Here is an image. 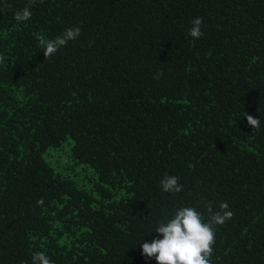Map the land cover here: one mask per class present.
Masks as SVG:
<instances>
[{"label":"trees","instance_id":"16d2710c","mask_svg":"<svg viewBox=\"0 0 264 264\" xmlns=\"http://www.w3.org/2000/svg\"><path fill=\"white\" fill-rule=\"evenodd\" d=\"M26 3L0 0V264H157L161 220L222 202L212 264H264V0Z\"/></svg>","mask_w":264,"mask_h":264},{"label":"clouds","instance_id":"9594fccd","mask_svg":"<svg viewBox=\"0 0 264 264\" xmlns=\"http://www.w3.org/2000/svg\"><path fill=\"white\" fill-rule=\"evenodd\" d=\"M36 0H27L26 5L20 11L13 14L17 22L27 21L31 18V7ZM189 36L195 39L202 37L201 30L203 24L202 17H196L190 21ZM80 27L74 26L66 28L64 32L54 39H47L42 33H33L35 39L39 42V47L43 50L45 58H50L60 48L67 45L71 40L78 38ZM5 57L0 55V64L4 63ZM162 72L154 74V79H159ZM254 131L260 127V119L254 118L243 112ZM162 190L164 192L178 193L182 191L183 186L179 183L176 176H165L161 180ZM38 206L44 204L43 199L37 201ZM220 211L210 213L207 220L194 207H181L174 215L159 222L155 232L161 238H155L151 243H142V255L148 259L155 258L157 264H212L213 245L215 244L216 226L222 225L234 215L229 209L227 202L220 204ZM27 264V262H22ZM32 264H53V261L42 251L33 253Z\"/></svg>","mask_w":264,"mask_h":264}]
</instances>
